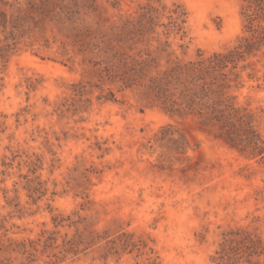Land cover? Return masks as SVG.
Returning a JSON list of instances; mask_svg holds the SVG:
<instances>
[{
    "label": "rangeland",
    "instance_id": "obj_1",
    "mask_svg": "<svg viewBox=\"0 0 264 264\" xmlns=\"http://www.w3.org/2000/svg\"><path fill=\"white\" fill-rule=\"evenodd\" d=\"M43 3L0 0V11L24 18L17 47L0 57V264H264V159L216 140L194 117L164 112L138 85L108 80L103 55L65 38L60 1L47 17L30 8ZM96 4L81 25L108 35L150 11L155 32L118 48L129 61L149 53L152 69L251 36L242 0ZM231 73L228 94L264 139V46ZM236 230L261 248L221 259ZM90 235L99 239L80 242ZM124 241L132 245L123 251Z\"/></svg>",
    "mask_w": 264,
    "mask_h": 264
},
{
    "label": "trees",
    "instance_id": "obj_2",
    "mask_svg": "<svg viewBox=\"0 0 264 264\" xmlns=\"http://www.w3.org/2000/svg\"><path fill=\"white\" fill-rule=\"evenodd\" d=\"M51 1L44 0L41 4L43 7L31 4L30 8L33 12L39 9L40 14L47 17L51 12L48 9ZM59 1L58 23L67 26L70 31L65 38L69 39L73 46H79L81 52L103 55L106 64L101 72H105L108 80L117 79L116 81L122 82L125 87L138 85L145 93L154 97L164 112L184 120L194 117L216 140L222 141L247 157L260 156L264 159V139L256 129L252 115L245 109L237 107L228 94L232 82L231 71L236 68L238 61L264 46V26L254 24L264 22V0H242L246 4L244 15L251 36L240 39L238 46L226 52L213 53L209 57L198 55L192 60L172 61L163 69H152L155 59L149 53L147 59L129 61V57L118 48L122 40L133 41L137 35L143 37L149 32H155V23L150 11L144 12L137 22L126 20L121 26L110 27L111 34L108 35L99 32L104 28L101 20L95 23L99 33H95L89 26L81 25L84 21L82 16L85 17L89 12L93 14L97 12L96 0H70L71 4L64 3V0ZM26 17L32 16L28 14ZM23 19V16L14 18L13 15L0 11V34L4 35L5 41L0 47L2 59L17 47L18 40L23 37L24 30L21 29L22 24H19ZM164 46L169 47L167 41L161 48ZM254 238L255 236L242 230L231 231L224 236L221 259L228 257L229 260L234 255L233 252L247 244L256 249L261 248V239ZM84 239H89L87 242L89 244L99 239V236L90 235L81 238L80 242ZM108 242L116 245L114 241ZM68 244L74 247V243L69 241ZM130 245L131 242L124 241L119 246L124 251ZM113 248L116 246L111 247Z\"/></svg>",
    "mask_w": 264,
    "mask_h": 264
}]
</instances>
